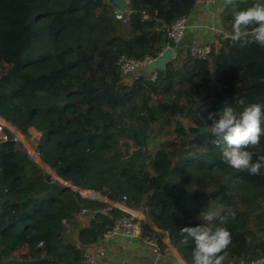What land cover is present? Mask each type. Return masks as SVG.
Segmentation results:
<instances>
[{
  "label": "trees",
  "instance_id": "obj_1",
  "mask_svg": "<svg viewBox=\"0 0 264 264\" xmlns=\"http://www.w3.org/2000/svg\"><path fill=\"white\" fill-rule=\"evenodd\" d=\"M255 2L226 5L222 32L199 57L167 35L197 0H129L127 23L111 0H0V117L55 174L12 133L0 141V264H83L123 210L78 189L142 211L187 264L194 245L180 243V229L202 212L231 232L223 264L264 256V167L226 165L208 119L240 98L264 103V47L227 38L234 11ZM169 47L175 56L155 78L122 76L121 55ZM247 150L254 161L264 154V135Z\"/></svg>",
  "mask_w": 264,
  "mask_h": 264
},
{
  "label": "clouds",
  "instance_id": "obj_2",
  "mask_svg": "<svg viewBox=\"0 0 264 264\" xmlns=\"http://www.w3.org/2000/svg\"><path fill=\"white\" fill-rule=\"evenodd\" d=\"M225 5L234 0H224ZM227 38L241 47L256 43L264 47V2H257L234 11L231 32ZM239 108L227 104L218 113H209L210 132L221 145L222 161L237 171L250 175L260 174L264 167V154L247 150L256 147L264 135V103L249 102L246 98L237 101ZM201 223L180 229L183 237L180 241L192 248V264H223L227 249L232 242V235L223 216L217 218L214 213L202 212L198 217ZM215 222V226H213Z\"/></svg>",
  "mask_w": 264,
  "mask_h": 264
},
{
  "label": "built area",
  "instance_id": "obj_3",
  "mask_svg": "<svg viewBox=\"0 0 264 264\" xmlns=\"http://www.w3.org/2000/svg\"><path fill=\"white\" fill-rule=\"evenodd\" d=\"M218 1L219 0H197L196 5H213ZM130 13L131 10L129 9L128 4H125L121 5L115 11L114 16L117 20H120L123 23H127ZM143 17L146 16L143 15ZM190 29L191 26L188 23L187 16L181 17L169 26V28L167 29V35L172 40L174 45L176 47H179V45L184 41L186 33ZM211 43L212 42L195 41L190 43L187 48L192 54L199 57H204L210 52ZM162 53L163 52L159 53V55H161ZM157 57L146 55L142 58H133L126 55H121L118 59L117 64L124 79L130 82L140 73L145 72L146 67ZM155 77L156 72L152 73V78ZM9 132L14 135L15 139L21 140L20 136L22 135V133L14 126H12L9 122H7L4 118L0 117V141L7 140L9 138ZM38 134L39 135L37 136V138H34L36 141L39 140L40 132ZM31 146L32 147L30 149L28 148V146L26 147L30 155L39 163L37 157L40 158V156L39 152L36 149V145L31 144ZM85 191L88 192L91 190ZM88 193L91 196H86L107 202L110 206H114L123 210V214L117 219L115 225L111 229L106 231L100 239L94 242L96 243V252L91 250V245H88L86 247L83 253V264H126V261L124 259L112 261L108 257V254L102 246L103 240L110 239L115 236L139 240L150 248L153 256V264H158L159 260L163 256L162 242L164 240V230L157 227L154 223H150L148 220H146V218L137 213L135 211L136 209L130 208L124 203L111 201L106 196L97 191L95 193ZM237 264H264V256L252 260L240 258L237 260Z\"/></svg>",
  "mask_w": 264,
  "mask_h": 264
},
{
  "label": "crops",
  "instance_id": "obj_4",
  "mask_svg": "<svg viewBox=\"0 0 264 264\" xmlns=\"http://www.w3.org/2000/svg\"><path fill=\"white\" fill-rule=\"evenodd\" d=\"M129 0H125L122 5L128 4ZM224 0H219L213 5H196L189 16H187L188 23L191 29L186 33L184 41L179 47L189 45L192 42H213L217 38V31L219 34L222 32L220 23V12L225 8ZM218 14V15H217ZM36 131L34 128H30V131ZM37 132V131H36ZM142 215L150 223L146 215L140 211L135 210ZM165 246L163 248V256L159 260L158 264H187L175 246L170 242L168 234L164 231ZM90 248L96 252V243H91ZM102 246L105 249L108 257L112 261L124 259L126 264H153V256L150 248L136 239L115 236L110 239L102 241Z\"/></svg>",
  "mask_w": 264,
  "mask_h": 264
},
{
  "label": "rangeland",
  "instance_id": "obj_5",
  "mask_svg": "<svg viewBox=\"0 0 264 264\" xmlns=\"http://www.w3.org/2000/svg\"><path fill=\"white\" fill-rule=\"evenodd\" d=\"M112 1V5H114V6H117V7H120L123 3H125V0H111ZM218 15V14H217ZM220 22L219 21H217V24H219ZM219 32V30L217 31V34H219L218 33ZM0 73H1V65H0ZM185 123L187 124V125H189L190 123H189V121H187V120H185ZM30 133H31V135H32V137L33 138H37V136L39 135L38 133V131L36 132V131H33V130H31L30 131ZM21 138V140L24 142V144L26 145V146H28V148L30 149L32 146H31V144H30V142H29V139H27L23 134L20 136ZM206 137V136H205ZM206 139V138H205ZM37 160L39 161V163L48 171V172H50L53 176H55V174H54V172L46 165V164H44L42 161H41V159L39 158V157H37ZM59 180H61V182H63L64 184H68V182L67 181H63L62 179H60V178H58ZM79 191H81L82 193H84L85 195H88V196H91L87 191H85V190H82V189H78ZM96 198V197H95ZM103 200V199H102ZM101 201V200H100Z\"/></svg>",
  "mask_w": 264,
  "mask_h": 264
},
{
  "label": "water",
  "instance_id": "obj_6",
  "mask_svg": "<svg viewBox=\"0 0 264 264\" xmlns=\"http://www.w3.org/2000/svg\"><path fill=\"white\" fill-rule=\"evenodd\" d=\"M175 56L173 48L169 47L163 51L153 62H151L145 69L147 73H154L163 69L167 62ZM49 167V166H48ZM50 168V167H49Z\"/></svg>",
  "mask_w": 264,
  "mask_h": 264
},
{
  "label": "bare ground",
  "instance_id": "obj_7",
  "mask_svg": "<svg viewBox=\"0 0 264 264\" xmlns=\"http://www.w3.org/2000/svg\"><path fill=\"white\" fill-rule=\"evenodd\" d=\"M88 192H92V193H95L96 191H93V190H91V191H88Z\"/></svg>",
  "mask_w": 264,
  "mask_h": 264
}]
</instances>
